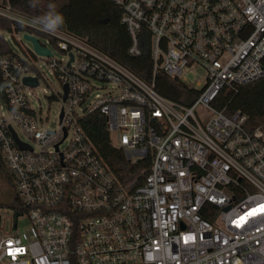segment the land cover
I'll list each match as a JSON object with an SVG mask.
<instances>
[{
    "label": "built area",
    "instance_id": "obj_1",
    "mask_svg": "<svg viewBox=\"0 0 264 264\" xmlns=\"http://www.w3.org/2000/svg\"><path fill=\"white\" fill-rule=\"evenodd\" d=\"M110 1L128 53L149 43L153 75L197 98L172 101L87 39L45 32L0 3L5 42L4 33L30 35L51 51L0 54V150L27 220L23 230L1 223L0 264H264V126L228 104L264 77V0ZM39 59L59 84L44 89L62 103L55 128L36 106L48 79ZM198 71L196 91L186 80ZM95 114L134 181L120 180L88 135Z\"/></svg>",
    "mask_w": 264,
    "mask_h": 264
},
{
    "label": "trees",
    "instance_id": "obj_2",
    "mask_svg": "<svg viewBox=\"0 0 264 264\" xmlns=\"http://www.w3.org/2000/svg\"><path fill=\"white\" fill-rule=\"evenodd\" d=\"M9 1L19 11L38 18L48 11L49 4L55 5L56 10L65 17V25L62 29L87 39L92 45L128 67L145 82L154 83L155 89L160 95L185 105H190L197 98V94L192 93L187 86L178 81L161 74L153 75L149 43L143 45L142 56L133 57L128 53L131 44L129 33L121 23V10L110 0ZM2 2L5 0H0V3ZM33 2L35 7L32 6ZM10 30H12L10 22L0 16V31L8 32ZM9 52H11V47L8 42H5L3 34H0V54ZM224 103L228 102L224 100ZM228 104L230 111H241L249 117L251 128L264 126V77L240 87L238 94ZM84 126L100 154L116 172L119 179L124 183L134 181L136 179L135 171H130V165L122 151L111 145L105 119L101 115L95 114L85 120ZM0 173H4L8 181L13 184L1 150ZM0 207L18 209L20 212L26 210L21 206L17 196L11 203H0ZM1 223L0 216V227Z\"/></svg>",
    "mask_w": 264,
    "mask_h": 264
},
{
    "label": "rangeland",
    "instance_id": "obj_3",
    "mask_svg": "<svg viewBox=\"0 0 264 264\" xmlns=\"http://www.w3.org/2000/svg\"><path fill=\"white\" fill-rule=\"evenodd\" d=\"M4 35L7 38L11 49L17 54L24 55L23 52L31 54L35 51L33 44L25 40L23 35H17L16 33H4ZM55 57L60 58L61 55L59 53H55ZM37 67L40 72L48 76V79L46 80L47 84L43 82L41 86L35 91L37 97L39 98L36 100V106L38 108H42L44 117H48L47 121H45V126L47 128H55L59 123V114L62 108V103L60 101L49 102L44 94V89L51 91L54 88H59V84L58 81H56V79L50 74V70L45 64L44 60L39 59ZM203 75L204 73L202 71H198V74L190 73L187 77L186 84L196 91L201 90L202 87L198 86L197 83L204 81L202 79ZM19 133L20 137L24 139V135L21 133V131H19ZM114 138L115 137L113 136V140ZM15 196L16 192L14 185L8 181L4 173H0V203H11L13 202ZM0 216L2 219V225H5L7 229L15 220H18L20 230H23L27 227L26 218L18 217L13 209L0 207Z\"/></svg>",
    "mask_w": 264,
    "mask_h": 264
},
{
    "label": "clouds",
    "instance_id": "obj_4",
    "mask_svg": "<svg viewBox=\"0 0 264 264\" xmlns=\"http://www.w3.org/2000/svg\"><path fill=\"white\" fill-rule=\"evenodd\" d=\"M32 6H36L34 2ZM37 23L45 32L54 33L65 25V17L56 10L55 5L49 4L48 11L38 18Z\"/></svg>",
    "mask_w": 264,
    "mask_h": 264
},
{
    "label": "water",
    "instance_id": "obj_5",
    "mask_svg": "<svg viewBox=\"0 0 264 264\" xmlns=\"http://www.w3.org/2000/svg\"><path fill=\"white\" fill-rule=\"evenodd\" d=\"M25 39H26V40H29V41H31V42L33 43L34 50H35L38 54H41V55H51V51L48 50V49L43 48V47L39 44L37 38H35V37H33V36H30V35H25ZM24 82H25L26 84H31V85H34V86L38 85V81H37L36 79H31V78H29V77L25 78ZM13 134H14V133H13ZM14 137L16 138V135H15V134H14ZM17 141H18V139H17ZM19 144L21 145V148H26V147H28V146H26V145L23 144V143H20V142H19ZM226 210H228V209H226Z\"/></svg>",
    "mask_w": 264,
    "mask_h": 264
}]
</instances>
